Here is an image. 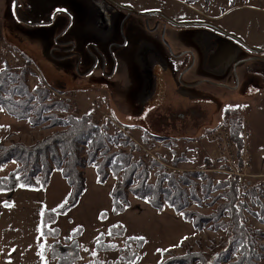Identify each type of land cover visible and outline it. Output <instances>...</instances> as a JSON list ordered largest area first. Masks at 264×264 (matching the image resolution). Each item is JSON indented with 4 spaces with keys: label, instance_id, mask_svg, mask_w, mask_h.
Returning a JSON list of instances; mask_svg holds the SVG:
<instances>
[{
    "label": "rangeland",
    "instance_id": "obj_1",
    "mask_svg": "<svg viewBox=\"0 0 264 264\" xmlns=\"http://www.w3.org/2000/svg\"><path fill=\"white\" fill-rule=\"evenodd\" d=\"M156 39H162L174 51L177 48L172 40H182L183 45L187 41L200 44L206 53L210 49L213 58L217 56L218 62L213 65L241 51L258 52L252 54L263 58L264 0H0V70L10 67L22 73L30 88L47 86L51 101L65 100L68 108L62 107L61 102L55 113L65 117L90 110L94 120L106 125L110 132L131 126L127 135L140 147L133 151L134 159L142 158L147 163L157 160L167 172L176 174L198 171L213 182L237 174L242 188H253L254 200L264 204V115L259 117L264 109H249L247 124L243 119L242 156L239 160L236 152L238 160L231 162L232 166L221 153L226 140L215 138L214 134L221 132L226 136V132V139L234 144L226 119L234 104H244L243 94L230 90L213 94L210 108L204 104L197 108L200 115L184 121L176 115L182 111V103L165 94L159 109L165 119L154 113L147 115V120L142 116L151 98L165 91L164 76L178 84L164 68ZM208 41L210 45L205 44ZM214 92L211 90L210 94ZM143 128L164 140L155 141L146 133V141L142 142ZM57 129L33 127L27 120H17L0 109V142L32 144ZM118 148L129 150V146L111 145L112 150ZM174 158L182 160L173 166L170 163ZM16 165L14 161L5 164L0 176L7 175ZM154 171L155 168L151 173ZM55 172L49 189L51 196L68 186L60 172ZM150 180H154L153 175ZM195 181L204 182L199 177ZM245 197L249 200V195ZM208 201L189 208L209 213L215 206L208 205ZM251 208L255 213L260 210L257 205ZM246 216L250 228L264 231L259 217L247 212ZM224 235L225 232L209 227L194 230L171 252L183 254L187 248L207 251L211 240L219 241ZM116 241L122 243L121 238ZM102 257L105 261L116 259H106V252ZM153 259L154 256L149 258L147 264H155ZM46 260L49 261L48 256ZM82 263L86 262L79 264Z\"/></svg>",
    "mask_w": 264,
    "mask_h": 264
},
{
    "label": "trees",
    "instance_id": "obj_2",
    "mask_svg": "<svg viewBox=\"0 0 264 264\" xmlns=\"http://www.w3.org/2000/svg\"><path fill=\"white\" fill-rule=\"evenodd\" d=\"M26 59L31 62L30 58ZM61 102L62 107L68 108L65 100L51 101L47 86L30 88L22 73L10 67L0 70V109L17 120H27L33 127H59L32 144L0 142V169L11 161L17 164L7 175L0 176V191L18 187L44 189L55 171L60 172L70 187L58 206L42 211V264H79L85 250L92 260L82 264H133L142 257L144 240L125 237L122 224L115 223L109 226L107 234H99L90 250L77 240L81 227L75 228L70 236L61 237L58 228L50 226L58 214L78 202L85 189L84 169L87 167H93L97 183L103 184L109 177L115 179L110 190L113 213L124 211L130 204L129 199L135 197L158 212L170 210L189 222L195 231L209 227L225 232L219 241L211 240L207 251L187 248L183 254H174L169 249H161L156 264H264V242H261L264 231L246 224V212L264 223V204L254 200L253 188H242L237 174L213 182L198 171L176 174L167 172L157 160L147 163L142 158L134 159L133 151L140 147L127 135L131 126L124 125L121 130L110 132L106 125L101 126L94 120L90 110L59 116L54 110ZM226 120L240 160L244 147L243 118L236 109H231ZM146 133L155 141L164 140L161 135L144 129L142 142L146 141ZM111 145L129 146V150H112ZM181 160L174 158L170 164L175 166ZM152 175L153 181L150 180ZM197 177L204 182H196ZM214 191L218 193L212 195ZM247 195L249 200H246ZM206 199H209L208 205L215 206L211 212L189 208L191 204L201 205ZM252 205L259 207L258 213L253 211ZM117 238L122 239V245ZM107 251H117V258L105 261L102 255Z\"/></svg>",
    "mask_w": 264,
    "mask_h": 264
},
{
    "label": "crops",
    "instance_id": "obj_3",
    "mask_svg": "<svg viewBox=\"0 0 264 264\" xmlns=\"http://www.w3.org/2000/svg\"><path fill=\"white\" fill-rule=\"evenodd\" d=\"M156 40L165 61L164 68L178 84L175 85L173 80L170 81L164 76L165 91H159L151 98L150 106L142 113L146 120L150 113H154L153 115L159 119L162 115V119H165L164 114L159 112L165 94H171L175 100L177 97L182 103L180 106L183 108L182 111L176 114L182 121L189 116L200 115L197 108L204 104L210 105V108L213 103L211 96L224 90L237 91L244 95L241 96V102L244 104L241 105L239 102L232 108L233 111L236 109L243 119L253 109L257 111L264 109V57L253 55L258 52L252 51V54L241 51L238 55H234V52L225 61L222 59L219 60L221 63L213 65L214 61L218 62L217 56L213 58L215 55L210 53V49L209 53H206L200 44L187 41L183 45L182 40H172L177 48L174 51L169 49L162 39ZM205 44L210 45L211 42ZM161 70L164 71L162 68ZM211 90L216 92L211 95ZM183 112L188 114L185 115ZM262 114L264 115V112H261L259 117ZM247 121L248 118H245L244 123L247 124ZM54 173L57 172H53L44 189L18 187L10 191H0V264H42V211L44 208L52 209L58 206L70 190L69 186H65L63 191L55 192L52 196L49 194ZM111 178L109 177L103 184L97 183L93 167H87L85 189L78 202L66 212L59 214L50 226H56L61 237L70 236L75 228L81 227L77 240L90 250L94 247L99 234H107L109 226L115 223L122 224L127 237L144 240L143 257L134 264H147L149 258L153 256V263L156 264L161 249L171 250L183 238L194 232L189 222L170 210L158 212L146 201L135 197L129 199L130 204L124 211L113 213L110 190L114 179ZM55 198L58 200L51 203ZM47 201L49 203L45 206ZM102 213L105 215L101 216ZM85 252L82 253V262L91 260L86 250ZM116 256L114 251L106 252V259H114Z\"/></svg>",
    "mask_w": 264,
    "mask_h": 264
},
{
    "label": "built area",
    "instance_id": "obj_4",
    "mask_svg": "<svg viewBox=\"0 0 264 264\" xmlns=\"http://www.w3.org/2000/svg\"><path fill=\"white\" fill-rule=\"evenodd\" d=\"M225 135L226 136H223L221 134V132H217L216 134H214L215 138L220 137L221 140H226L225 142H227V146H225V148L223 149V151L221 153H223V155L226 156L227 160L230 162V165L232 166V164L237 161L236 150H235L234 144L231 143L228 139H226L228 137L226 132H225ZM231 162H232V164H231Z\"/></svg>",
    "mask_w": 264,
    "mask_h": 264
},
{
    "label": "snow or ice",
    "instance_id": "obj_5",
    "mask_svg": "<svg viewBox=\"0 0 264 264\" xmlns=\"http://www.w3.org/2000/svg\"><path fill=\"white\" fill-rule=\"evenodd\" d=\"M65 203H66V201H65ZM61 207H63V205H61ZM55 211V210H54ZM142 239V238H141Z\"/></svg>",
    "mask_w": 264,
    "mask_h": 264
}]
</instances>
